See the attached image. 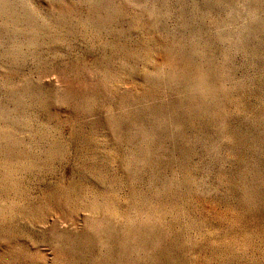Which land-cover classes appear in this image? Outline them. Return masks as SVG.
Listing matches in <instances>:
<instances>
[{"label": "rangeland", "instance_id": "374dc122", "mask_svg": "<svg viewBox=\"0 0 264 264\" xmlns=\"http://www.w3.org/2000/svg\"><path fill=\"white\" fill-rule=\"evenodd\" d=\"M0 264H264V0H0Z\"/></svg>", "mask_w": 264, "mask_h": 264}]
</instances>
